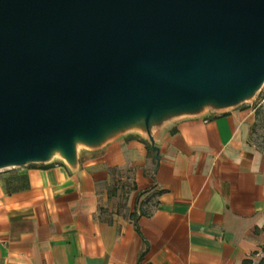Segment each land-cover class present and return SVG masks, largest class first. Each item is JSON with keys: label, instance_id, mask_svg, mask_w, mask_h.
Wrapping results in <instances>:
<instances>
[{"label": "water", "instance_id": "95a60500", "mask_svg": "<svg viewBox=\"0 0 264 264\" xmlns=\"http://www.w3.org/2000/svg\"><path fill=\"white\" fill-rule=\"evenodd\" d=\"M264 0H0V170L251 103Z\"/></svg>", "mask_w": 264, "mask_h": 264}, {"label": "crops", "instance_id": "0c3cea01", "mask_svg": "<svg viewBox=\"0 0 264 264\" xmlns=\"http://www.w3.org/2000/svg\"><path fill=\"white\" fill-rule=\"evenodd\" d=\"M251 103L0 170V264H242L264 245V150ZM134 212V216H132Z\"/></svg>", "mask_w": 264, "mask_h": 264}, {"label": "rangeland", "instance_id": "374dc122", "mask_svg": "<svg viewBox=\"0 0 264 264\" xmlns=\"http://www.w3.org/2000/svg\"><path fill=\"white\" fill-rule=\"evenodd\" d=\"M254 117L250 123L248 138L258 148L264 150V86L251 101Z\"/></svg>", "mask_w": 264, "mask_h": 264}, {"label": "trees", "instance_id": "16d2710c", "mask_svg": "<svg viewBox=\"0 0 264 264\" xmlns=\"http://www.w3.org/2000/svg\"><path fill=\"white\" fill-rule=\"evenodd\" d=\"M29 165H35V164H29ZM132 216H134V212H132ZM262 251H264V245H262ZM242 264H264V255H261L255 263H253L251 259H244L242 261Z\"/></svg>", "mask_w": 264, "mask_h": 264}]
</instances>
